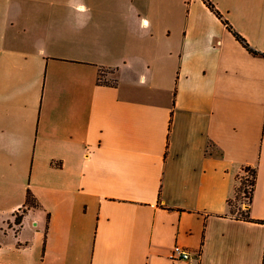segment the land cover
Returning <instances> with one entry per match:
<instances>
[{"label": "crops", "instance_id": "1", "mask_svg": "<svg viewBox=\"0 0 264 264\" xmlns=\"http://www.w3.org/2000/svg\"><path fill=\"white\" fill-rule=\"evenodd\" d=\"M210 1L261 53L203 0H0V264H264V0Z\"/></svg>", "mask_w": 264, "mask_h": 264}, {"label": "trees", "instance_id": "2", "mask_svg": "<svg viewBox=\"0 0 264 264\" xmlns=\"http://www.w3.org/2000/svg\"><path fill=\"white\" fill-rule=\"evenodd\" d=\"M204 3L217 15L223 23L226 25V27L233 33V35L251 52L253 53H261L255 49H253L247 41L231 26V24L223 18V15L220 13V11L215 7L214 3H212L210 0H203ZM264 55V53H262ZM242 173L237 175L238 178V185L235 188V194L234 197L228 200V204L230 206L231 212H234L237 209V204L240 200L241 202L247 200L248 203L251 200V196L253 193L254 185H255V179H256V167L245 165L242 168ZM239 200V201H238ZM36 204L35 198L33 194L28 190L26 193L25 198V207L21 208L20 213H15L14 221L16 224H20L22 215L26 211L27 208L30 206H34ZM239 209L238 211H240ZM237 211V212H238ZM240 215L236 213L237 217L246 219V220H252L249 216L248 209L240 211Z\"/></svg>", "mask_w": 264, "mask_h": 264}, {"label": "built area", "instance_id": "3", "mask_svg": "<svg viewBox=\"0 0 264 264\" xmlns=\"http://www.w3.org/2000/svg\"><path fill=\"white\" fill-rule=\"evenodd\" d=\"M170 256L172 258L187 259L189 258L190 254L179 245H174L171 249Z\"/></svg>", "mask_w": 264, "mask_h": 264}, {"label": "rangeland", "instance_id": "4", "mask_svg": "<svg viewBox=\"0 0 264 264\" xmlns=\"http://www.w3.org/2000/svg\"><path fill=\"white\" fill-rule=\"evenodd\" d=\"M243 199H244V201H243V202H244V203H247V202H246L247 200H245V198H243ZM238 201H239V200H238ZM240 201H241V200H240ZM237 204H238V203H237ZM237 204H235V205L237 206ZM240 211H242V210H240ZM240 211H238V212H237V214H239V215H240V213H241Z\"/></svg>", "mask_w": 264, "mask_h": 264}]
</instances>
